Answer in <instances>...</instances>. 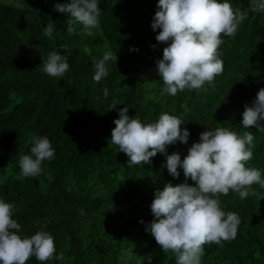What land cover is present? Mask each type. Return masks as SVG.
Returning <instances> with one entry per match:
<instances>
[{
    "label": "trees",
    "instance_id": "16d2710c",
    "mask_svg": "<svg viewBox=\"0 0 264 264\" xmlns=\"http://www.w3.org/2000/svg\"><path fill=\"white\" fill-rule=\"evenodd\" d=\"M57 2L68 0H0V197L16 205L22 236L41 229L53 235L56 253L44 264H147L148 256L151 264H176V254L165 253L146 229L154 219L155 191L185 182L183 169L171 176L161 153L129 167V157L111 143L113 121L125 106L145 122L162 112L182 116L188 144L167 147L181 159L208 128L250 131L253 156L246 166L264 170V132L241 124L245 105L264 88V12H251L250 0H231L247 17L234 37L221 34L223 72L203 90L172 97L161 95L157 72L168 46L151 26L159 0H99L100 23L91 35L79 26L68 33L70 17L54 9ZM48 23L56 26L52 37L43 32ZM62 45L69 70L51 77L42 70L43 58ZM109 49L117 64L110 61V74L97 83L93 58ZM113 100L119 104L111 108ZM45 135L54 159L42 163L39 176H23L19 158L30 154L34 137ZM252 188L255 194L245 199L232 191L219 196L223 210L237 213L241 224L222 247L205 244L201 264H264V188ZM27 264L41 262L31 257Z\"/></svg>",
    "mask_w": 264,
    "mask_h": 264
},
{
    "label": "clouds",
    "instance_id": "9594fccd",
    "mask_svg": "<svg viewBox=\"0 0 264 264\" xmlns=\"http://www.w3.org/2000/svg\"><path fill=\"white\" fill-rule=\"evenodd\" d=\"M54 9L69 15L70 34L79 26L81 34L91 35L92 29L99 26V0L57 2ZM157 9L151 26L154 31L160 29L156 40L168 44L162 59L157 61L163 83L161 95L175 97L185 89L203 90L206 83H212L223 72L224 63L218 52L224 43L221 34L234 37L247 12L234 10L231 0H159ZM250 11L264 12V0H250ZM55 29V24L48 23L44 35L52 37ZM60 49L67 48L62 45L43 58L42 70L51 77H63L70 67L68 55H62ZM117 59L111 49L100 59L94 57L93 80L99 83L106 78L110 74L109 62L117 64ZM103 94L107 99L106 87ZM118 104L113 100L111 108ZM184 108L187 111V106ZM260 121H264V88L251 105H245L241 124L245 129L254 125L264 132ZM113 123L111 143L129 157V167L151 163L161 153L166 156L165 167L171 176L178 178L183 169L185 182H169L163 190L155 191L151 204L154 219L146 229L165 253L171 250L176 254V264H201L205 244L222 247V241L236 237L241 219L237 213L223 210L219 196L232 191L245 199L255 194L254 184L264 188V170L246 166L253 156L252 132L238 134L226 127L208 128L181 159L179 151L168 154L167 147L177 141L188 144L191 132L181 127L185 124L182 116L162 112L155 122H145L138 113L130 116L129 107L125 106ZM54 157L49 138L34 137L30 154L19 158L21 174L39 176L42 163ZM187 178L195 185L189 184ZM15 211L14 203L0 197V264H27L31 257L44 264L52 259L56 253L53 235L41 229L31 236H22L21 224L13 218ZM151 261L148 256L147 264Z\"/></svg>",
    "mask_w": 264,
    "mask_h": 264
}]
</instances>
